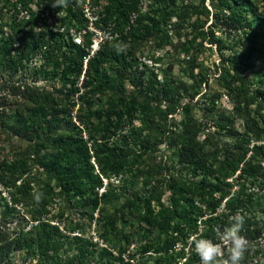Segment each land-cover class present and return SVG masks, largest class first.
<instances>
[{"label":"trees","instance_id":"1","mask_svg":"<svg viewBox=\"0 0 264 264\" xmlns=\"http://www.w3.org/2000/svg\"><path fill=\"white\" fill-rule=\"evenodd\" d=\"M148 2L143 10V0H104L97 27L110 26L117 37L105 42L85 69L91 36L80 46L61 32L38 29L39 24L48 29L43 14L64 9L65 25L83 26V0L58 7L52 6L54 0H0V89L6 92L0 100V139L25 143L7 155L0 146V264H27L28 259L36 264H196L191 237L216 242L237 213L244 217L241 235L250 241L242 264L264 260V220L259 218L264 216V65H259L264 0H211L214 11L206 0ZM19 4L30 13L35 6L41 15L25 20ZM185 24L192 35L182 41ZM216 28L229 38L240 37V50L228 55ZM149 41L156 49L173 45L187 54L208 51L205 42L218 46L224 55L216 67L222 95L213 96L206 109L213 125L200 121L189 106L198 85L209 82L206 62L195 56L186 61L200 67L199 75H192L193 87L169 83L168 77L161 83L151 68L140 69L139 46ZM39 56L43 62L33 69V79L51 82L52 91L26 80L30 62ZM81 88L84 93L77 96ZM225 96L231 110H217ZM164 144L174 160L167 186L154 181L152 188L124 201L128 183L136 187L143 177V170H136L142 154ZM113 178L124 185L119 189ZM2 187L10 200L3 198ZM17 219L22 225L2 231ZM31 222L38 225L27 231ZM94 223L108 247L88 233ZM134 242L137 249H131Z\"/></svg>","mask_w":264,"mask_h":264},{"label":"rangeland","instance_id":"2","mask_svg":"<svg viewBox=\"0 0 264 264\" xmlns=\"http://www.w3.org/2000/svg\"><path fill=\"white\" fill-rule=\"evenodd\" d=\"M184 1L186 4H189L190 2H194L196 0H182ZM197 3L198 0H197ZM143 10H148V5L149 2L148 0H143ZM206 5L209 6L210 9H212V11H214L213 5L211 4V0H206ZM150 7V6H149ZM178 17L174 16L173 22L178 21ZM202 20L204 21L205 18L203 17ZM213 22V17L211 18V20L206 24V28L209 27ZM188 25L185 24L184 29H182V36L181 39L182 41H185V36L188 35V33H190V35H192V29L190 27H187ZM38 29L42 28L43 31H48L45 30V27H43L41 24L38 25ZM177 35V38H173L174 43H178V38H180ZM216 37L220 38V39H224L223 41H225L226 44V49H227V54L228 55H232V50L234 49H238L240 50V43H238V41L240 40L238 37L235 38L234 35L231 36V38L227 37L225 34H223L222 31H220L219 29L216 28ZM224 42V43H225ZM155 42L149 41L147 43H142L139 46V49L141 50V53H143L144 55H142L141 59H140V69L144 70V65H146L149 68H151L152 71H155L157 73V80L160 81L161 83H165L166 82V78L168 77V82H187L188 87H193L196 85V80H194V78L192 77V75H199L200 73V67L191 64H188L186 61L191 59V57L195 56L197 57V59H199L200 62H202L203 60L206 62L205 64L207 65V67L209 68L206 71H203L204 73H209V82L208 84H202L198 85V94H196L194 100L192 101V103L189 104L191 111L193 112V114L200 120V121H205L206 119H208L209 121V126L214 124V118L211 115H208L207 112V107H211L212 106V102L211 99L213 98V96H218V95H222V93H220V84L218 83V79L217 78L220 75V71H217V68L219 66V64L221 65L222 60L224 59V55H222L220 53V51H218V46L216 44L211 45L209 42H205V46L207 47L208 51H204L201 52V54L197 53H189L187 54L184 51H181L180 48H174V46L169 45L167 48L159 50L155 48ZM211 49H213L214 51H211ZM226 54V55H227ZM158 58L161 59V61L157 60ZM42 59L39 57L35 58L33 61L30 62V67L31 69H29V71H27V75H26V80H28L29 84H35L37 87H40L41 89H47L49 91H52V88H48L50 85H52V83L49 81L44 80L43 78H41L40 80L34 81L32 73H33V69H38L36 66L37 65H41L42 64ZM260 66L264 65V61L259 63ZM145 68V69H146ZM202 71V69H201ZM7 77V76H6ZM200 80V78H199ZM2 79H0V83H2ZM59 87V84L57 85ZM264 88V87H263ZM5 91L0 89V100H2V97H5ZM200 93V94H199ZM7 95V94H6ZM9 101L12 102V100H14V98L12 99L11 96H8ZM97 101V100H96ZM95 109H99V104H97L95 106ZM3 109L0 108V111H2ZM79 110V106L77 105L75 110L72 112L73 114H76V111ZM217 110H224V111H230L231 110V103L229 102L228 98L222 97L220 98V101L217 105ZM140 123L138 121H136L135 126L136 128L140 127L139 125ZM243 124L240 120H237V128L242 129ZM139 130V129H138ZM213 130H215V128H213ZM0 146L3 151H6V155L8 153H10V150H14V149H18L21 148L23 146H25V143L21 142L18 138H14L11 140V144H8L6 141H3L0 139ZM171 152L168 151L167 149V145L164 144L163 146H161L159 151L153 152V151H149L145 154H142L141 156V160L138 163V167L136 168L137 171H141L143 170V177L140 178V182L136 187H132L131 182H129L128 184V193L124 194L123 200L125 201V199L128 198V195H132V193H137V192H145V189H149L152 188L154 181L159 183V181L161 183L165 184V181L167 179H169L171 177L172 174V170H173V162L172 158L170 156ZM3 155V154H2ZM135 173V172H134ZM186 178H190L191 175L189 174H185L184 175ZM118 180H120V178H113L111 180L114 181L115 184L120 185L119 189L121 188V186L124 185L123 182H120L118 184ZM109 179L104 180L105 185L107 186L109 184ZM146 181L148 182V185L146 184ZM251 181V180H250ZM251 183V182H250ZM167 186V185H166ZM167 190V187H165ZM1 189V186H0ZM234 190H238V186H236L234 188ZM2 196L4 199L6 200H10V194L9 191L7 189H4L2 187ZM167 196H169V192L166 194ZM165 196V199L169 198ZM2 199V203L5 202V200ZM164 199V200H165ZM155 207V202L153 204ZM79 206V205H78ZM21 209V212H23L24 208L23 207H19ZM81 208V207H80ZM1 215V214H0ZM24 215L27 216V218H30L29 214H25ZM68 215L70 216V211H68ZM98 216V213H95V217ZM260 219L264 220V216L259 217ZM56 222V221H55ZM54 222V224H56ZM20 225H22V220H15L13 223H7L6 227L5 226H1V229L3 232H8L11 233V231H13L14 228L19 227ZM38 225V222H31L28 227H27V231H29L30 229L35 228ZM94 227L92 229V231H89L88 233H90V235L93 236V240L96 242V240L102 241L100 240V236H98L95 228V223L93 224ZM63 231H65L64 229H62ZM263 245H264V237H263V241H262ZM99 243V242H98ZM192 241L190 239V243L189 245H191ZM100 245V244H99ZM104 246L108 247V244L104 242ZM139 246L138 242H134L133 245L131 246V249H137ZM188 248L190 249V246H188ZM15 257L17 259V261H19V263H22V257L23 255H20V253H16ZM132 262V261H131ZM27 264H36L35 260H31L28 259ZM133 263V262H132ZM254 263V262H253ZM196 264H200V263H196ZM240 264H242V261L240 262ZM259 264H264V260L259 261Z\"/></svg>","mask_w":264,"mask_h":264},{"label":"built area","instance_id":"3","mask_svg":"<svg viewBox=\"0 0 264 264\" xmlns=\"http://www.w3.org/2000/svg\"><path fill=\"white\" fill-rule=\"evenodd\" d=\"M37 2V0H35ZM35 5V3L33 4ZM32 5V6H33ZM104 5V0H101L97 4L94 3V0H83V3L81 4L82 10H83V16L85 21V24L83 26H79L76 21H73V26L69 24L65 25L62 21L63 17L66 16L65 9L60 12L53 13H46L43 14V18L46 17L47 23H48V29L52 30L53 32H61L67 36V38L71 39L76 45H85L86 39L89 36L90 41L89 46L87 47L88 55L84 59V68L87 69L88 63L91 58H93L99 51L102 50L105 42H109L113 39H115L117 36L113 35L112 31L113 28L109 26V28L102 29L97 27V21H98V12L103 10L102 6ZM21 4L18 6V11H20V16L25 20H30L33 13H37L36 15H41L40 11L35 6L32 8V12L30 13V10H24L21 8ZM11 19V18H9ZM10 21V20H9ZM62 21V22H61ZM11 22V21H10ZM75 25V26H74ZM77 25V26H76ZM114 32V31H113ZM41 58V56H40ZM84 79V76L82 77V80ZM82 82L78 85L81 87ZM84 88H81L80 93L77 94H83ZM104 190L101 189L100 192L102 193ZM74 235H79V233H75ZM96 242H99L101 247H104V242L96 240Z\"/></svg>","mask_w":264,"mask_h":264},{"label":"clouds","instance_id":"4","mask_svg":"<svg viewBox=\"0 0 264 264\" xmlns=\"http://www.w3.org/2000/svg\"><path fill=\"white\" fill-rule=\"evenodd\" d=\"M66 6L67 0H54L53 7ZM232 221L230 227L225 228L214 242L211 239L192 236V247L195 254L199 257L200 264H240L250 241L241 235L244 217L237 213L230 217ZM225 259H221L223 257Z\"/></svg>","mask_w":264,"mask_h":264}]
</instances>
